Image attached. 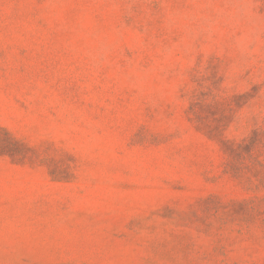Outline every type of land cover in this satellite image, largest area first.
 Masks as SVG:
<instances>
[{"label":"rangeland","instance_id":"374dc122","mask_svg":"<svg viewBox=\"0 0 264 264\" xmlns=\"http://www.w3.org/2000/svg\"><path fill=\"white\" fill-rule=\"evenodd\" d=\"M0 264H264V0H0Z\"/></svg>","mask_w":264,"mask_h":264}]
</instances>
